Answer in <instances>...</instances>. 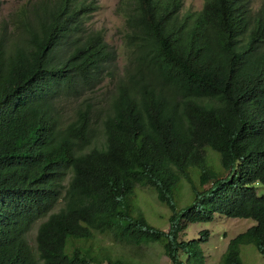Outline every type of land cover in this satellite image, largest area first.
Segmentation results:
<instances>
[{
    "label": "trees",
    "instance_id": "1",
    "mask_svg": "<svg viewBox=\"0 0 264 264\" xmlns=\"http://www.w3.org/2000/svg\"><path fill=\"white\" fill-rule=\"evenodd\" d=\"M121 1L120 72L102 34L83 30L93 0H25L0 23V264H129L101 250L104 234L205 264L207 230L177 237L214 214L254 221L218 264H240L244 244L264 257V194L251 186H264V3ZM62 100L76 101L67 119L53 113ZM135 185L168 208L166 231L134 213Z\"/></svg>",
    "mask_w": 264,
    "mask_h": 264
},
{
    "label": "rangeland",
    "instance_id": "2",
    "mask_svg": "<svg viewBox=\"0 0 264 264\" xmlns=\"http://www.w3.org/2000/svg\"><path fill=\"white\" fill-rule=\"evenodd\" d=\"M89 1V0H86ZM95 9L83 19L84 31H98L102 34L104 41L113 48L115 52V68L117 72L124 63V45H123V17L122 13L118 12L121 7V0H93ZM25 0H1L0 1V23L6 19L8 14L15 10ZM203 0H182L180 11H196L202 6ZM264 0H254L253 8L256 9L260 4L263 5ZM110 79L106 77L101 83L96 86L93 92L89 93V101L97 100L94 107L102 106V97L104 91L111 87ZM76 105L74 100H62L56 103L54 107L55 114L59 112L61 119H67L72 114L73 108ZM212 158L211 166L214 171L221 173L218 156L215 152L207 149ZM213 152V153H212ZM193 172V171H192ZM195 173V172H193ZM225 175L223 174L221 176ZM255 188L256 194L264 193V187L258 182L251 185ZM207 187V186H204ZM182 190L176 197L178 199V207L184 206L189 202L188 194L185 191V186L182 185ZM132 197V205L134 213L141 214L148 224L154 228L166 231L168 228L167 217L169 216L168 208L160 203L153 192L147 186L135 185ZM57 206L53 210H55ZM254 221L249 218H228L221 214H214L210 221H199L188 223L186 228L181 232L177 239L186 240L189 238L198 237L201 230H207V241L200 244L202 249L205 264H218L220 254L225 248L227 239L232 238L236 234L242 233L247 227L253 224ZM34 225L28 241L32 244V235L35 230ZM95 239L102 251L109 252L112 256L122 257L129 264H170L167 257L163 254L159 242H151L139 246H130L123 242L112 239L109 234L103 236H95ZM68 241V239H67ZM66 252L69 247H65ZM240 264H264V257L260 255L251 244H244L239 247ZM179 259L183 260L184 256L179 254Z\"/></svg>",
    "mask_w": 264,
    "mask_h": 264
},
{
    "label": "clouds",
    "instance_id": "3",
    "mask_svg": "<svg viewBox=\"0 0 264 264\" xmlns=\"http://www.w3.org/2000/svg\"><path fill=\"white\" fill-rule=\"evenodd\" d=\"M1 1V0H0ZM84 3H87V2H89V1H92V0H89V1H86V0H82ZM94 2V1H93ZM95 5V4H94ZM95 9V8H94ZM93 11V10H92ZM91 11V12H92ZM197 11V10H196ZM91 12H89V14L91 13ZM51 102V101H50ZM53 113H54V115L56 116V114H55V112H54V110H53ZM218 160V159H217ZM219 161V160H218ZM223 171V170H222ZM225 172V171H224ZM263 186V185H262ZM264 187V186H263ZM254 188V187H253ZM254 190H255V188H254ZM256 193V192H255ZM262 194H264V193H262ZM258 195V194H257ZM260 195V194H259ZM226 217V216H225ZM41 219H43V218H41ZM40 219V220H41ZM40 220H38L35 224H37ZM34 224V225H35ZM252 225V224H251ZM34 227V226H33ZM35 228H36V226H35ZM32 231V230H31ZM30 231V232H31ZM30 234V233H29ZM34 234H35V230H34ZM32 237H33V235H32ZM230 239V238H229ZM228 241V240H227ZM227 241H226V243H227ZM33 243V242H32ZM31 246H32V244H31ZM225 246H226V244H225ZM225 249V248H224ZM224 251V250H223ZM221 255V254H220Z\"/></svg>",
    "mask_w": 264,
    "mask_h": 264
}]
</instances>
